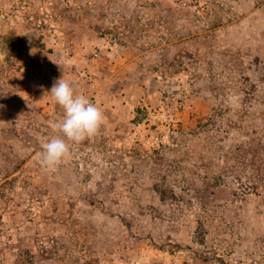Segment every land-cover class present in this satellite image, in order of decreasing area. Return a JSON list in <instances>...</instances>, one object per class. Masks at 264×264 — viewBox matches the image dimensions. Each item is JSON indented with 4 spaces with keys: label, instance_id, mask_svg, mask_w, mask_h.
Listing matches in <instances>:
<instances>
[{
    "label": "rangeland",
    "instance_id": "rangeland-1",
    "mask_svg": "<svg viewBox=\"0 0 264 264\" xmlns=\"http://www.w3.org/2000/svg\"><path fill=\"white\" fill-rule=\"evenodd\" d=\"M62 76L103 123L47 169ZM232 172H264V0H0V264H264Z\"/></svg>",
    "mask_w": 264,
    "mask_h": 264
},
{
    "label": "clouds",
    "instance_id": "clouds-1",
    "mask_svg": "<svg viewBox=\"0 0 264 264\" xmlns=\"http://www.w3.org/2000/svg\"><path fill=\"white\" fill-rule=\"evenodd\" d=\"M42 87V86H41ZM62 109V117L51 124L55 135L40 142L39 161L47 169H55L70 154V145L93 137L103 123L100 108L64 76L53 81L46 92Z\"/></svg>",
    "mask_w": 264,
    "mask_h": 264
},
{
    "label": "trees",
    "instance_id": "trees-1",
    "mask_svg": "<svg viewBox=\"0 0 264 264\" xmlns=\"http://www.w3.org/2000/svg\"><path fill=\"white\" fill-rule=\"evenodd\" d=\"M249 153H251L249 151ZM234 174V176H232V178H230V183H231V187L233 189V193L231 195V202L235 205L238 206L239 209H241L242 207V199H241V195L245 194L244 191H249V190H254L257 189V187H254L253 185H255V183H257L258 178H261V182L264 181V178L262 179V177H264V172H248L249 175H247L246 173H242L243 177H247L249 178V183H245L244 180H242V177L238 176V174H236L235 172H232ZM262 176V177H261ZM237 184V185H236ZM243 184H246L248 187L245 188ZM213 195L215 194V192H210ZM241 193V195H240ZM246 196V195H244ZM249 199V197H247ZM229 206V205H228Z\"/></svg>",
    "mask_w": 264,
    "mask_h": 264
}]
</instances>
